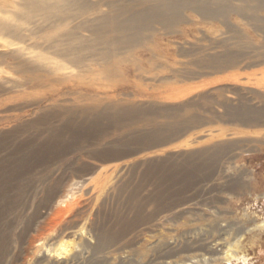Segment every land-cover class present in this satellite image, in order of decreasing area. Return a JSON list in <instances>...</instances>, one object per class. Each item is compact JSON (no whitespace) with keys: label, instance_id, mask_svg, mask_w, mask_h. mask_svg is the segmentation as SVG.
<instances>
[{"label":"rangeland","instance_id":"374dc122","mask_svg":"<svg viewBox=\"0 0 264 264\" xmlns=\"http://www.w3.org/2000/svg\"><path fill=\"white\" fill-rule=\"evenodd\" d=\"M58 1L0 0V264H264V0L111 59L87 28L118 0Z\"/></svg>","mask_w":264,"mask_h":264},{"label":"bare ground","instance_id":"6f19581e","mask_svg":"<svg viewBox=\"0 0 264 264\" xmlns=\"http://www.w3.org/2000/svg\"><path fill=\"white\" fill-rule=\"evenodd\" d=\"M48 0H22V2L20 3V6L21 7H25L27 9H30V10H33L34 12L38 9H43V12L45 11L44 9L48 10L49 8L52 7L51 3H46ZM53 1V0H51ZM61 0L58 1L57 5L59 4ZM149 1H154L153 4H150L149 6H147L146 8H142V9H138L139 7H137V9H135V7H132L133 5L135 6H139L140 4L143 5H147L146 3H148ZM199 1V0H198ZM205 1V0H204ZM212 1V0H211ZM214 1V0H213ZM212 1V2H213ZM217 1V0H216ZM223 1V2H222ZM226 0H221V2L217 1L215 3H220L218 5L217 8H212V7H209L211 5H209L210 3H208L207 1L201 5V3L199 4L197 2V0H129V1H126V0H118L117 2H111V3H108V6H107V3H106V6L109 7V12L106 13L105 15H101L97 18H95V20H97V22L93 19V24L92 23H89V24H92L91 27L87 28V30H89L92 35H94L95 37V41L98 42V45L99 43L101 44H104L105 45V48L108 49L106 51L103 52V56L105 57H108L110 58L111 55H114L115 54V49L117 50H125V52L127 51H130L132 50L135 46L141 44V41H142V34L145 32V30L147 31V29H149L148 27L151 25V23L153 22H158L160 24H162L163 27H165L164 29L166 30L169 29L168 27H172L173 25H176L178 24L182 19V10H184L183 8H187V9H192L194 10L195 12L201 14V18L204 19V21L206 20H212V19H220L222 20V18L224 19V17H228L226 16L227 12H236V13H239L241 14V11L242 9H247V8H234L232 7V5H228V3L226 4L225 2ZM249 1V0H248ZM260 0L257 1V5L256 8L254 9H258L260 7V5H258V2ZM89 2V1H88ZM201 2V1H200ZM228 2V1H227ZM232 2V1H231ZM250 2V1H249ZM255 2V1H254ZM61 4L64 3L65 4V7L66 6H71L70 8H73V7H77L78 9L80 8V10L86 14V12L89 13L90 10H93L94 6H93V3L90 4V3H87L85 0H62V2H60ZM234 3V2H233ZM232 3V4H233ZM253 3V2H252ZM75 4V6H73ZM230 4V3H229ZM236 4V3H235ZM243 4V3H242ZM240 4V5H242ZM251 3H249L250 5ZM260 4V3H259ZM78 5V6H76ZM99 5H101L99 3ZM140 5V8L142 7ZM215 5V6H217ZM237 5V4H236ZM244 5V4H243ZM73 6V7H72ZM238 6V5H237ZM253 6V5H252ZM250 6V7H252ZM62 8V6H60ZM64 7V6H63ZM64 7V8H65ZM247 7V5H246ZM263 7V6H261ZM54 8V6H53ZM51 8V9H53ZM56 8V7H55ZM97 10L99 7H96ZM75 9V8H73ZM252 9V11L254 10ZM57 10V9H56ZM56 10H52V11H56ZM60 10V8H59ZM72 10V9H71ZM251 11V10H250ZM251 11V12H252ZM42 12V11H41ZM62 12H63V8H62ZM68 14L69 12L71 11H67ZM73 12V11H72ZM102 12V11H101ZM244 12V11H243ZM242 12V13H243ZM246 13L248 11H245ZM38 13V12H37ZM36 13V14H37ZM45 13H47L45 11ZM59 12H57L56 14H58ZM75 13V12H74ZM87 13V14H88ZM92 13H95L94 11H92ZM249 13V12H248ZM247 13V14H248ZM254 13V11L252 12ZM29 14V13H28ZM48 14V13H47ZM67 14V15H68ZM72 14V13H71ZM98 15V13H95ZM103 14V13H102ZM229 14V13H228ZM246 14V15H247ZM251 14V13H249ZM19 15V14H18ZM61 15L64 16V14L61 13ZM61 15L59 14L58 16L61 17ZM69 16V19L72 15H68ZM87 16V15H85ZM94 15L92 14V17ZM241 16V15H240ZM244 16V14H243ZM250 16V15H248ZM255 16V15H254ZM253 16V17H254ZM14 17V16H13ZM89 17H91V14L89 15ZM246 17V16H244ZM252 17V15H251ZM62 18V19H61ZM60 20L63 21V18L66 19L65 17H61ZM94 18V17H93ZM229 18V17H228ZM250 18V17H249ZM68 19V20H69ZM92 19V18H91ZM91 19L89 18V20L91 21ZM245 19V18H244ZM251 19V18H250ZM255 19V17H254ZM258 19V18H257ZM12 20V19H11ZM88 20V21H89ZM61 21V22H62ZM87 21V20H86ZM87 21V22H88ZM89 21V22H90ZM224 21V20H223ZM227 21V20H226ZM63 22H66V21H63ZM86 22V23H87ZM84 23H85V20H84ZM222 23V22H221ZM226 23V22H225ZM2 24V23H1ZM88 24V23H87ZM80 23L79 25H77V27H80ZM7 26H5V29H8L6 28ZM82 27H83V24H82ZM170 27V28H171ZM4 28V27H3ZM85 28V26L83 27V29ZM75 30L77 28H74ZM81 29V28H80ZM74 30V31H75ZM173 30V29H171ZM10 31V30H9ZM151 31V30H150ZM229 31V30H228ZM77 32V31H75ZM89 33V32H88ZM15 34V32H14ZM69 34V33H68ZM12 36H14L13 34H11ZM17 35V33H16ZM76 35V34H75ZM73 36V38H77V36ZM90 35V33H89ZM146 36V35H145ZM62 37V36H61ZM68 37V36H67ZM71 37V36H70ZM69 37V38H70ZM89 37V36H88ZM72 37L70 39H73ZM92 38V36H91ZM67 39V38H66ZM90 39V37H89ZM86 41L87 43H89V41L91 42V40ZM94 39V38H93ZM145 39V38H144ZM143 39V40H144ZM71 42V41H70ZM96 44V43H95ZM90 45V43H89ZM103 45V46H104ZM26 46V45H25ZM56 46V45H55ZM86 46V45H85ZM97 46V45H96ZM107 46V47H106ZM223 46V44H222ZM226 46V45H225ZM64 47V46H63ZM83 47V46H81ZM92 47L91 45L90 46H86L85 48H90ZM194 47V46H193ZM246 47V46H245ZM70 48V47H69ZM95 48V47H94ZM27 49V48H26ZM72 49V48H71ZM70 49V50H71ZM81 49V48H80ZM98 49V46L97 48ZM99 49H101V47H99ZM104 49V48H103ZM67 50V49H66ZM70 50H68L66 53L63 54H59V55H63V57L66 55V54H70ZM79 50V49H78ZM200 51V50H199ZM17 52V51H16ZM56 52V51H55ZM76 52V51H75ZM85 52V51H84ZM22 53V52H21ZM28 53V52H27ZM58 53V52H57ZM94 53V52H93ZM96 53V52H95ZM119 53V52H118ZM85 54V53H84ZM102 54V53H100ZM229 54V53H228ZM23 55V54H22ZM29 55V54H28ZM58 55V54H57ZM56 55V56H57ZM75 55V54H73ZM91 55V54H90ZM99 55V54H98ZM205 55V54H204ZM221 55V54H220ZM76 56V55H75ZM202 56V55H201ZM217 56V55H216ZM228 56V55H227ZM50 57V56H48ZM58 57V56H57ZM57 57H56V60H57ZM70 57V56H69ZM67 57V58H69ZM101 57V56H99ZM220 57V56H219ZM217 56L216 57H210V58H201V63H204L206 66H209V67H213L215 66L217 69L219 70H224L226 69L229 64H233V63H230V61L228 59H225L226 61L221 60V58H219ZM65 58V57H64ZM55 59V58H54ZM59 59V58H58ZM106 59V58H105ZM111 59V58H110ZM223 59V57H222ZM60 60V59H59ZM62 60V59H61ZM100 60V59H99ZM65 61V60H64ZM68 61V60H67ZM107 61V59L105 60ZM104 61V62H105ZM199 61V62H200ZM33 62V61H32ZM61 62V61H60ZM73 62L75 64H80V63H83L84 62V58H82V56L78 55L77 57H75V59L73 60ZM238 62V61H237ZM31 64V62H30ZM42 64V63H41ZM195 64V63H194ZM200 64V63H199ZM236 64V63H235ZM43 65V64H42ZM40 65V66H42ZM112 65V64H110ZM198 65V64H197ZM47 66V65H45ZM108 66V65H107ZM44 67V66H43ZM76 67V66H75ZM89 67V66H88ZM92 67V66H90ZM105 67V66H104ZM112 67V66H110ZM52 68V67H51ZM62 68V67H61ZM60 68V69H61ZM45 69V68H44ZM54 70V68H52ZM59 69V70H60ZM106 69V68H105ZM58 70V69H57ZM43 71V70H42ZM109 74L112 73V71H114L113 68H109L106 70ZM115 73V72H114ZM110 76V75H109ZM34 81V80H33ZM39 81V80H37ZM186 95V94H185ZM172 97V96H171ZM174 97V96H173ZM94 99V98H93ZM99 99V98H98ZM106 100V99H105ZM100 102V101H99ZM96 105L99 106L98 102H95ZM101 105V103H100ZM113 107H119V105L117 106L116 104L113 105ZM99 109V107H98ZM98 109H96V107L92 106V108H88V109H84L83 112L84 114H88L89 113H95L94 111H98ZM115 109V108H114ZM113 109V110H114ZM81 111V110H80ZM115 111V110H114ZM163 111V110H162ZM67 113V112H66ZM83 114V113H82ZM86 114V115H87ZM97 114V112H96ZM63 204V203H62ZM65 212H70V208L69 206L63 208L60 210V213H65ZM66 215V214H65ZM64 218V216H62ZM84 233V232H83ZM60 241V240H59ZM59 243V242H58ZM57 249H54L56 250V254L57 256H61V255H66L68 253H70V243L67 242V241H60L59 245L57 244ZM73 247V246H72ZM52 249V247L50 248ZM54 250H51L54 251ZM49 251V249H48ZM72 251V250H71ZM225 252V251H224ZM72 253V252H71ZM70 253V254H71ZM54 254V253H53ZM72 255V254H71ZM75 255L77 256V254L75 253ZM230 255V254H229ZM75 257V256H74ZM61 258V257H60Z\"/></svg>","mask_w":264,"mask_h":264}]
</instances>
